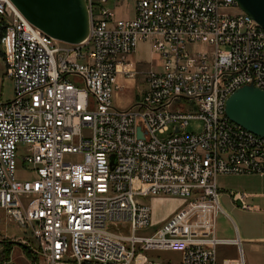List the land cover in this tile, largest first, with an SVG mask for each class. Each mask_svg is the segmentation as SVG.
I'll list each match as a JSON object with an SVG mask.
<instances>
[{
  "label": "built area",
  "instance_id": "built-area-1",
  "mask_svg": "<svg viewBox=\"0 0 264 264\" xmlns=\"http://www.w3.org/2000/svg\"><path fill=\"white\" fill-rule=\"evenodd\" d=\"M85 1L94 38L68 44L0 0L13 82L12 99L0 102L3 217L28 229L43 264H246L238 239L216 236V177L264 175V137L221 116L236 89L264 86L260 25L235 0H136L129 19L108 0ZM141 42L160 68L145 71L134 104L116 107L117 76L135 74L125 59ZM190 105L196 114L186 113ZM189 118L202 121L200 132L182 131ZM17 152L27 179L17 178ZM231 195L248 208L243 193ZM154 198L182 203L155 219ZM220 245L237 255L219 259Z\"/></svg>",
  "mask_w": 264,
  "mask_h": 264
},
{
  "label": "rangeland",
  "instance_id": "rangeland-1",
  "mask_svg": "<svg viewBox=\"0 0 264 264\" xmlns=\"http://www.w3.org/2000/svg\"><path fill=\"white\" fill-rule=\"evenodd\" d=\"M136 0H108L107 6L112 8L118 18L129 19L134 15ZM150 48L147 45H143L141 54L145 59L149 56ZM2 53V50H1ZM0 53V55H1ZM159 59L154 58L152 61V66L157 68ZM150 63H145L141 68L149 69L152 67ZM13 97V82L5 75L4 63L2 61V55L0 57V102H6L11 100ZM186 113L194 115L196 114V107L190 105ZM203 123L197 118H189L187 124L182 128L183 132L187 133H198L201 131ZM170 130L163 134H157V137L160 139L166 138L170 135ZM20 153L17 152V178L27 179L29 178V173L27 168L22 165L19 161ZM77 155H70L69 160H74ZM261 178L255 175H236V174H220L216 177L217 186L222 193L220 195V204L222 209L230 208L231 204L229 203L228 192L229 191H243L251 187V185L256 184ZM147 202L152 208V215L155 219H159L162 216L175 208L176 210L181 203L178 200L173 198H168L165 200H155L148 199ZM4 213L0 211V264H43L42 258L40 255L36 254L37 258L30 259L26 256L22 246L17 245V242L26 243L29 245H34V241L30 236L28 229L24 227L17 226L15 223L8 222L3 217ZM230 219H233L238 225L249 226L255 231L263 232L264 231V216L260 215H245V214H231L225 215L221 211L216 219V227L218 230H230ZM142 234V232H138ZM9 243H12L11 245ZM241 250L243 253L244 260L246 264H252L249 261V253L247 246L241 244ZM9 248L8 255H4V249ZM6 252V253H7ZM146 254L150 257L161 256L166 259H174L176 263L179 262L180 253L178 251H146ZM230 254L236 255L234 248L231 249ZM257 262L254 264H264V250L261 253H256Z\"/></svg>",
  "mask_w": 264,
  "mask_h": 264
},
{
  "label": "water",
  "instance_id": "water-1",
  "mask_svg": "<svg viewBox=\"0 0 264 264\" xmlns=\"http://www.w3.org/2000/svg\"><path fill=\"white\" fill-rule=\"evenodd\" d=\"M10 1L30 23L58 41L81 44L89 36V13L85 0ZM235 1L264 29V0ZM225 114L231 121L264 137V90L252 85L236 89L225 102ZM137 131L142 137L139 127ZM17 245L27 248L22 242H17Z\"/></svg>",
  "mask_w": 264,
  "mask_h": 264
},
{
  "label": "crops",
  "instance_id": "crops-1",
  "mask_svg": "<svg viewBox=\"0 0 264 264\" xmlns=\"http://www.w3.org/2000/svg\"><path fill=\"white\" fill-rule=\"evenodd\" d=\"M134 16V15H133ZM143 45H147L150 48L149 43L141 42L139 43L136 51L127 56L125 59V69H130L135 71V74L132 77H128L122 73H119L117 76V82L119 88L115 90L113 94V104L119 108H126L134 104L139 98L140 95L145 91L147 85L145 80V71L148 69L141 68L143 64L150 63L152 66V61L154 58H157V55L153 54L150 48L149 56L147 59L141 54V49ZM0 53H1V44H0ZM1 57V55H0ZM122 66H119L121 69ZM150 68L159 69L160 61L158 62L157 68L152 66ZM149 68V69H150ZM261 179L256 183L251 185L250 188L243 191H229V203L231 204L230 208L224 207V214H247V215H260L264 216V175H255ZM243 193L244 201L248 205L247 209L240 207V202L232 198V193ZM222 194V193H221ZM155 200H165L168 198H154ZM176 199V198H173ZM179 203H182V200L176 199ZM175 208L169 210L165 215H170ZM230 230H218L216 227V236L220 239H238L241 244L247 246L249 253V261L254 264L257 262L256 253H261L264 250V231L258 232L255 229L249 226L238 225L233 219L229 221ZM234 248V252L237 255V248L234 245H220L218 247V257L222 259L224 257H235L236 255H231V249ZM246 263V262H245Z\"/></svg>",
  "mask_w": 264,
  "mask_h": 264
},
{
  "label": "bare ground",
  "instance_id": "bare-ground-1",
  "mask_svg": "<svg viewBox=\"0 0 264 264\" xmlns=\"http://www.w3.org/2000/svg\"><path fill=\"white\" fill-rule=\"evenodd\" d=\"M3 5H10V0H3ZM89 13V25H92V16H90V7H87ZM260 32H264V29L260 26ZM88 38H94V31H89ZM260 89L264 90V86H260ZM221 116H223V122L228 126H233L234 129H241V125L231 121L225 114V107H221Z\"/></svg>",
  "mask_w": 264,
  "mask_h": 264
},
{
  "label": "trees",
  "instance_id": "trees-1",
  "mask_svg": "<svg viewBox=\"0 0 264 264\" xmlns=\"http://www.w3.org/2000/svg\"><path fill=\"white\" fill-rule=\"evenodd\" d=\"M0 35H1V33H0ZM9 244L11 245L12 243H9ZM34 245L33 246L32 245H28L27 248H23L26 256L28 258L32 259V260H33V258H37L36 253L34 252ZM28 249H31V251H29ZM7 251H9V248L4 249V251H3L5 253L4 254L5 256L8 255V253H9Z\"/></svg>",
  "mask_w": 264,
  "mask_h": 264
}]
</instances>
